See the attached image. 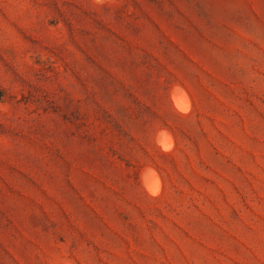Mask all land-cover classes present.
<instances>
[{"label":"rangeland","instance_id":"1","mask_svg":"<svg viewBox=\"0 0 264 264\" xmlns=\"http://www.w3.org/2000/svg\"><path fill=\"white\" fill-rule=\"evenodd\" d=\"M0 264H264V0H0Z\"/></svg>","mask_w":264,"mask_h":264},{"label":"bare ground","instance_id":"2","mask_svg":"<svg viewBox=\"0 0 264 264\" xmlns=\"http://www.w3.org/2000/svg\"><path fill=\"white\" fill-rule=\"evenodd\" d=\"M147 187H148V185H147ZM150 190V189H149Z\"/></svg>","mask_w":264,"mask_h":264}]
</instances>
